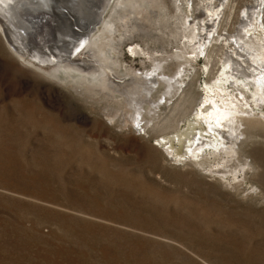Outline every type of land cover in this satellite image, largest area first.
Instances as JSON below:
<instances>
[{
    "label": "rangeland",
    "instance_id": "rangeland-1",
    "mask_svg": "<svg viewBox=\"0 0 264 264\" xmlns=\"http://www.w3.org/2000/svg\"><path fill=\"white\" fill-rule=\"evenodd\" d=\"M165 1L193 17L205 0H190L191 13L186 0ZM221 1L206 10L203 23L214 12L223 21L231 10L234 24L255 0ZM149 12L148 23L132 18L110 24L114 32L104 40L112 39L117 73L152 69L142 54H129L136 44L183 71L181 91L192 83L199 92L208 76H219L222 36L206 58L182 48L180 20L171 7ZM102 27L96 24L92 32L100 34ZM222 28L224 22L216 29ZM176 50L184 53V70L172 56ZM59 77L23 66L0 39V264H264V138L242 146L248 160L255 157L253 171L239 191L230 190L210 173L221 156L209 157L200 169L184 166L173 153L190 111L176 130L158 132L151 123L143 130L123 127L121 117L113 123L105 118L110 107L103 100L87 101L69 77ZM177 98L160 105L164 116ZM167 138L174 139L172 147L160 144ZM236 175L237 181L231 174L225 179L241 181Z\"/></svg>",
    "mask_w": 264,
    "mask_h": 264
},
{
    "label": "bare ground",
    "instance_id": "bare-ground-1",
    "mask_svg": "<svg viewBox=\"0 0 264 264\" xmlns=\"http://www.w3.org/2000/svg\"><path fill=\"white\" fill-rule=\"evenodd\" d=\"M189 1L185 3L189 4ZM203 2V9L198 8L193 17H188L186 13L179 15V4L165 0H0V39L23 66L37 69L55 79L64 73L87 101L96 104L103 100L110 107L105 115L110 123L115 122L118 116L123 127L131 125L143 130L151 123L152 130L163 133L174 130L178 119L190 111L192 120L177 140L179 145L173 152L179 155L177 160H181L184 166L200 168L209 157L221 156L211 166L214 170L210 169V173L218 175L217 181L222 187L239 191L247 173L253 171L252 159H255L253 156L248 160L242 146L250 139L258 142V138H264V55L261 51L264 48V0H255L249 11L238 13L234 24L230 20L231 10L226 19L221 16L223 21H218L219 13L214 12L203 23L200 18L206 17V10L211 5L215 6L218 0ZM221 2L225 4L227 0ZM188 4L187 11L191 13L192 8ZM167 7H171L174 18L180 20L179 25L178 22L176 24L185 39L182 48L195 49V52L208 58L214 52V41L217 42L219 36L224 38L225 44L216 60L220 63V74L213 78L210 71L213 76H208L209 82L204 86L202 84L199 92L192 90V83L187 90L181 91L183 86L178 78L183 71L169 68L170 64L154 57L156 53L144 52L136 44L129 45V54L132 57L142 54L151 62V70L136 72L128 68L125 73L119 74L115 69L117 62L110 58L114 51L112 39H104L113 34L110 26L113 21L121 26L132 18L148 23L151 9L164 11ZM226 8L230 9V6ZM108 11L109 14H106ZM222 22L225 29L222 28L219 33L216 28ZM99 23L103 25L101 33L95 34L92 31ZM132 29L135 30V27L132 26ZM205 47H208L207 55L203 54ZM172 54L177 65L183 67L187 63L182 61L183 51L176 50ZM162 85L165 86L164 92L161 91ZM227 87L233 91L230 96ZM154 90L157 93L161 91L158 97L153 94ZM174 97L178 98L168 115L164 116L160 105H166ZM205 104L208 108L204 107ZM130 118L133 122L129 121ZM196 126H201L205 133L194 135ZM167 146L172 147L170 141H167ZM182 149L184 153H179ZM238 173L242 176L241 181L231 183L225 179L227 174H231L237 181ZM261 196L264 197V192Z\"/></svg>",
    "mask_w": 264,
    "mask_h": 264
},
{
    "label": "water",
    "instance_id": "water-1",
    "mask_svg": "<svg viewBox=\"0 0 264 264\" xmlns=\"http://www.w3.org/2000/svg\"><path fill=\"white\" fill-rule=\"evenodd\" d=\"M196 128V130L194 131V135H196L197 133H200V134H204L205 133V130L204 131H202L203 129L201 128V126H196L195 127ZM180 137V136H179ZM179 137H178V139H179ZM196 137V136H195ZM177 139V140H178ZM177 140H176V142H177ZM167 141H174V139L173 138H171V139H169V138H167L165 141H163V142H161L160 144H162V145H164V146H167ZM179 145V144H178ZM169 147V146H168ZM181 153H183V149L181 150Z\"/></svg>",
    "mask_w": 264,
    "mask_h": 264
}]
</instances>
